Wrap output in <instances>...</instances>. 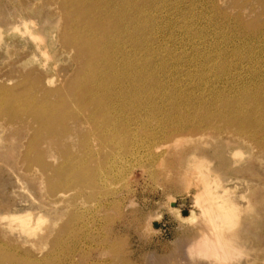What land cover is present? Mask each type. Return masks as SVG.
Listing matches in <instances>:
<instances>
[{
	"label": "rangeland",
	"instance_id": "obj_1",
	"mask_svg": "<svg viewBox=\"0 0 264 264\" xmlns=\"http://www.w3.org/2000/svg\"><path fill=\"white\" fill-rule=\"evenodd\" d=\"M144 1L145 77L103 118L81 97L63 0H0V264H264L263 5ZM239 104L256 138L221 116ZM11 213L45 219L30 237ZM212 230L237 237L230 259L196 254Z\"/></svg>",
	"mask_w": 264,
	"mask_h": 264
},
{
	"label": "bare ground",
	"instance_id": "obj_2",
	"mask_svg": "<svg viewBox=\"0 0 264 264\" xmlns=\"http://www.w3.org/2000/svg\"><path fill=\"white\" fill-rule=\"evenodd\" d=\"M144 0H63V5L67 9L66 19H67V26L70 30V38L68 40H71L78 51V56L84 57L85 63H84V73L82 83L81 85V97L86 96L88 98V102L91 106H93L94 115H101V117L108 118L109 109L105 108L104 111L101 112L100 108H98L101 104H105L114 110L115 108L119 109L123 106H126L125 99L128 98L132 93L136 94L134 92V89L132 87L138 80H142L144 76V73L141 72L139 67L135 65L134 56H136L139 52H142L143 49H147L142 44V39L144 38L139 37L140 33L141 35L144 34L143 32H146L147 29H145L146 24L144 25L140 19L144 15V11L147 12L144 8V4H142ZM263 9H264V0H260ZM145 2V1H144ZM143 2V3H144ZM152 2H154L152 0ZM150 1V3H152ZM146 3V2H145ZM156 3V2H154ZM158 4V3H157ZM155 4V6L157 5ZM152 5V4H150ZM170 5V2H169ZM61 6V5H60ZM152 7V6H151ZM157 8V6H156ZM159 8V7H158ZM34 9V8H33ZM160 10V9H159ZM171 10V9H170ZM239 10V9H238ZM37 11V10H36ZM153 11V10H152ZM263 11V10H262ZM61 13V12H60ZM171 13V12H170ZM238 13V12H237ZM264 13V12H263ZM152 14V13H149ZM239 15V14H238ZM145 17V15H144ZM147 17V16H146ZM151 18V15L148 16ZM144 19V18H142ZM149 19V18H148ZM238 19V18H237ZM147 20V19H146ZM152 20V19H151ZM149 20V21H151ZM25 21V20H24ZM23 21V22H24ZM30 21V20H29ZM148 21V20H147ZM148 21V22H149ZM26 22V21H25ZM144 22L146 23L145 19ZM147 24H150L148 23ZM240 22V21H239ZM242 22V21H241ZM28 23V22H27ZM15 24V23H14ZM24 24V23H23ZM24 26V25H23ZM149 26V25H148ZM147 26V28H148ZM13 27V26H12ZM11 27V29H12ZM16 27V26H15ZM18 27V26H17ZM64 27V28H66ZM153 27V26H152ZM21 28V27H20ZM250 28V27H249ZM263 28V27H262ZM151 29V25H150ZM19 30V29H18ZM31 30V29H30ZM155 30V29H154ZM43 31V30H42ZM142 31V32H141ZM260 31V30H259ZM21 32V31H20ZM148 32V30H147ZM150 32V31H149ZM148 32V34H149ZM151 33V32H150ZM21 34V33H20ZM152 35V34H150ZM2 36V35H1ZM148 36V35H147ZM153 36V35H152ZM145 39L147 38L146 35H144ZM149 37V36H148ZM63 38V37H62ZM171 38V37H170ZM145 41V40H144ZM143 41V42H144ZM148 41V39H147ZM146 42V41H145ZM147 43V42H146ZM71 48V47H70ZM65 49V48H64ZM73 49V48H72ZM63 53V52H62ZM142 55V54H141ZM58 56V55H57ZM62 58V57H61ZM70 59V58H69ZM80 59V58H78ZM210 62V61H209ZM138 64V63H137ZM142 64V63H141ZM208 64V63H207ZM211 64V63H210ZM75 66V65H74ZM142 66H144L142 64ZM145 68V67H144ZM143 68V69H144ZM221 68V67H220ZM147 69V67L145 68ZM87 70V72H85ZM217 70V69H216ZM222 71V70H221ZM67 74V73H66ZM80 78V77H79ZM152 78V77H151ZM250 78V77H249ZM153 79V78H152ZM247 79V78H246ZM136 80V81H135ZM22 81V80H21ZM46 81V80H45ZM50 81V80H49ZM52 81V80H51ZM50 81V82H51ZM144 81V80H143ZM23 82V81H22ZM55 82V81H54ZM81 82V81H80ZM141 82V81H140ZM81 83V84H82ZM138 85V84H135ZM79 86V85H78ZM141 86V84H140ZM83 88V89H82ZM136 88V87H135ZM261 88V87H259ZM245 89V88H244ZM258 89V88H257ZM4 90V89H3ZM2 90V91H3ZM25 90V89H24ZM65 90V89H64ZM27 91V89H26ZM139 92V89L137 90ZM247 91V90H245ZM5 93V92H4ZM3 93V94H4ZM249 93V91H248ZM257 93V92H256ZM260 93V92H259ZM1 94V93H0ZM24 95V94H23ZM109 95H114L109 96ZM255 95V94H254ZM36 96V95H35ZM132 96V95H131ZM246 96H251V94H246ZM26 97V96H25ZM114 98V101L111 102L110 98ZM134 97V96H133ZM26 106L24 107L25 110L31 111L37 119H41V114L46 113L44 110L46 109L47 115L51 116L54 114V107H49L45 109L38 108L36 104H34V100L32 101L30 98L26 97ZM47 100V99H46ZM79 100V99H78ZM174 100V99H173ZM172 100V101H173ZM244 100V99H243ZM43 101V100H42ZM86 102V101H85ZM158 102V101H157ZM258 102V101H257ZM260 102V101H259ZM52 103V102H51ZM87 103V102H86ZM109 103V104H107ZM38 104V103H37ZM48 104V103H46ZM128 104V103H127ZM172 104V103H171ZM21 105V104H20ZM42 105V103H41ZM50 105V104H49ZM176 105V104H175ZM226 105V104H225ZM224 105V106H225ZM39 106V105H38ZM51 106V105H50ZM75 106V104H74ZM77 106V105H76ZM129 108L132 106V102H129ZM126 106V107H127ZM174 106V105H173ZM22 107V106H21ZM90 107V106H89ZM23 108V107H22ZM92 108V109H93ZM125 108V107H124ZM123 108V109H124ZM172 108V107H171ZM177 108V107H176ZM222 108V107H221ZM220 108V109H221ZM225 108V107H223ZM231 108V107H230ZM233 108V107H232ZM68 109V108H66ZM80 109V108H79ZM122 109V110H123ZM228 109V108H227ZM76 110V109H75ZM116 110V109H115ZM114 110V111H115ZM177 110V109H176ZM181 111V109L179 108ZM229 110V109H228ZM231 110V109H230ZM79 111V110H77ZM83 111V110H82ZM87 111V110H86ZM92 111V110H91ZM100 111V112H98ZM118 111V110H117ZM126 111V110H125ZM221 111V110H220ZM226 111V110H225ZM253 111V110H252ZM255 111H257L255 109ZM123 112V111H122ZM177 112V111H176ZM258 112V111H257ZM50 113V114H49ZM124 113V112H123ZM208 113V112H207ZM206 113V114H207ZM232 113V112H231ZM79 114V113H77ZM133 114V113H132ZM220 114V112H219ZM230 113H228L229 115ZM116 115V114H115ZM125 115V114H124ZM154 115V114H153ZM259 115L261 118H264V111H259ZM89 116V115H88ZM126 116V115H125ZM124 116V118H125ZM139 116V115H137ZM204 116V113L203 115ZM209 116V115H208ZM208 116H205L207 119ZM222 117H226V123L228 124H234V116L238 120L239 123L236 125V129L240 133H249L251 137L256 138L255 132H249L248 129V123L247 120V112L239 105L234 106L233 114L230 117H227L226 115H223L221 112ZM113 116H111L112 118ZM140 117V116H139ZM185 117V116H184ZM91 118V117H89ZM98 118V117H97ZM115 118V117H114ZM133 118V117H132ZM188 118V117H187ZM86 119V118H85ZM88 119V118H87ZM86 119V120H87ZM99 119V118H98ZM119 119V118H118ZM117 119V120H118ZM123 119V118H122ZM105 120V119H104ZM38 121V120H37ZM96 121V120H95ZM94 121V122H95ZM250 121V120H249ZM93 122V120H92ZM127 122V121H126ZM131 122V121H130ZM134 122V121H132ZM182 122V121H181ZM206 124H209V121H205ZM60 123V122H59ZM106 123V122H105ZM104 123V124H105ZM110 123V122H109ZM116 123V122H115ZM135 123V122H134ZM88 124V123H87ZM122 124V122H121ZM146 124V123H145ZM144 124V125H145ZM100 125V124H99ZM125 125H128L126 123ZM133 125V124H132ZM89 126V125H88ZM94 126V125H93ZM122 126V125H121ZM137 126V125H136ZM176 126V125H175ZM95 127V126H94ZM100 127V126H99ZM131 127V126H130ZM201 127V125L197 123H178L177 129L179 130H198ZM124 128V125H123ZM264 128V126H263ZM93 129V128H92ZM176 129V130H177ZM262 129V126L260 130ZM95 130V129H94ZM120 130V128H119ZM123 130V129H122ZM174 130V129H173ZM68 131V130H67ZM90 131V130H89ZM92 131V130H91ZM103 131V130H101ZM121 131V130H120ZM126 133L127 131L124 130ZM123 131V132H124ZM115 132V131H114ZM118 132V131H117ZM116 132V133H117ZM122 132V133H123ZM129 132V131H128ZM169 132V131H168ZM177 132V131H176ZM110 133V131H109ZM115 133V134H116ZM239 133V134H240ZM106 134V133H105ZM112 134V133H111ZM110 134V135H111ZM119 133H117L118 135ZM238 134V133H237ZM236 134V135H237ZM91 135V134H90ZM122 135V134H120ZM127 135V134H126ZM104 136V135H103ZM107 136V135H106ZM166 136V134H165ZM238 136V135H237ZM92 137V136H91ZM114 137V136H113ZM116 137V136H115ZM90 138V137H89ZM103 138V137H102ZM109 138V137H108ZM112 138V137H111ZM128 138V136L126 137ZM116 139V138H115ZM254 139V138H253ZM114 140V139H113ZM122 140V139H121ZM125 140V139H124ZM176 140V139H175ZM174 140V142H175ZM105 142L108 143V141L105 140ZM104 142V143H105ZM115 142V141H114ZM118 141L116 140V143ZM122 143V141H119V143ZM143 142V141H142ZM126 143V141H125ZM129 143V142H128ZM140 143V142H139ZM110 144V143H109ZM113 144V143H112ZM133 144V143H132ZM132 144L130 145L132 147ZM135 144V143H134ZM103 145V144H102ZM115 145V144H114ZM117 145H119L117 143ZM116 145V146H117ZM129 145V144H128ZM146 145V144H145ZM127 145H125L126 147ZM138 147V145H136ZM148 146V145H146ZM121 147V146H120ZM130 147V148H131ZM104 148V145H103ZM106 148V146H105ZM140 148V146H139ZM159 148V147H158ZM102 149V148H101ZM121 149V148H120ZM127 149V148H126ZM137 149V148H136ZM155 149V147H154ZM161 149V148H160ZM115 150V149H113ZM132 150V149H131ZM143 150V148H142ZM118 151V150H116ZM122 151V150H121ZM139 151V150H137ZM120 152V151H119ZM115 153V152H114ZM139 153V152H138ZM151 153V152H150ZM192 153H190L189 157H192ZM114 156V154H113ZM195 156V155H194ZM114 159V158H113ZM153 160V159H151ZM190 161V160H189ZM117 162V161H116ZM115 162V163H116ZM114 163V162H112ZM117 165V164H116ZM119 166V165H118ZM100 170V169H99ZM111 172V171H110ZM197 173V172H196ZM197 177H201L203 179L206 176H202L200 172L198 173ZM203 174V173H202ZM211 174V173H209ZM202 179V180H203ZM198 179H196L197 182ZM205 180V179H204ZM191 182V181H190ZM195 182V183H196ZM188 184V183H187ZM202 189V188H201ZM205 190V189H204ZM197 192V196L200 192V189ZM202 191V190H201ZM203 193V192H202ZM211 197H217L218 195L216 192H214ZM200 195V194H199ZM205 195V193H204ZM220 196V195H219ZM196 197V196H195ZM201 197V196H199ZM221 197V196H220ZM202 198V197H201ZM199 199V198H198ZM225 200V199H224ZM226 203V202H225ZM211 204V203H210ZM209 204V205H210ZM213 204V203H212ZM219 205V204H218ZM23 206V205H22ZM27 206V205H26ZM200 206V205H199ZM231 208L234 206L231 205ZM201 207V206H200ZM225 207V205H223ZM22 208V207H20ZM218 208V207H215ZM17 209V208H16ZM223 210L224 208L219 207L218 210ZM229 209V208H228ZM226 209V210H228ZM213 210V209H212ZM210 209L209 212L214 213ZM13 211V210H12ZM17 211V210H16ZM207 212V211H206ZM210 214V213H208ZM215 214V213H214ZM212 214V215H214ZM7 215L6 218L10 222H16L18 227H20V230L25 232L26 234L34 235L37 232V229L42 225L44 222L43 216L37 215L36 217H33L30 213H11V214H5ZM217 215V214H216ZM4 216V215H3ZM191 216V215H190ZM189 215L186 216L187 219L190 217ZM194 216V215H193ZM209 216V215H208ZM211 216V215H210ZM185 218V219H186ZM192 218V216L190 217ZM215 218V217H214ZM213 218V219H214ZM184 219V218H183ZM218 220V218H217ZM215 221L216 223H219V221ZM213 222V221H212ZM223 223H231V220L227 219ZM232 223H236V220H232ZM10 224V223H9ZM215 224V223H213ZM220 224V223H219ZM217 225V224H216ZM7 226V225H6ZM14 226V225H13ZM216 227V226H215ZM230 227V226H229ZM219 228V227H218ZM219 229H222L219 228ZM229 229V228H228ZM211 230V229H210ZM216 230L210 231L211 234L206 237L201 244H199L198 247L200 249L196 254L200 255H210L212 257H225V258H231L234 252L236 250H239L236 242H234V239H236V236H231L225 232L218 233L215 232ZM229 231V230H228ZM209 232V233H210ZM220 232V230H219ZM205 234V232H203ZM202 234V237H203ZM206 235H204L205 237ZM198 243V242H197ZM3 245V244H2ZM6 246V245H5ZM194 246V245H193ZM7 253V252H6ZM4 254V253H3ZM4 257V256H3ZM231 261V260H230ZM15 262V261H14Z\"/></svg>",
	"mask_w": 264,
	"mask_h": 264
}]
</instances>
